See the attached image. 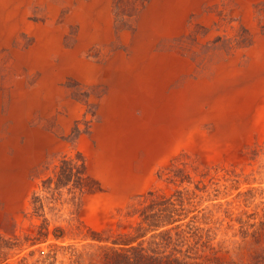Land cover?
<instances>
[{"label":"rangeland","instance_id":"1","mask_svg":"<svg viewBox=\"0 0 264 264\" xmlns=\"http://www.w3.org/2000/svg\"><path fill=\"white\" fill-rule=\"evenodd\" d=\"M107 3L109 34L81 36L103 27L102 0H0V233L34 236L31 195L62 155L81 152L96 182L63 190L47 240L13 258L52 244L67 263L62 247L110 243L149 190H187L217 239L240 241L229 215L264 210V0ZM39 40L46 77L25 55Z\"/></svg>","mask_w":264,"mask_h":264},{"label":"trees","instance_id":"2","mask_svg":"<svg viewBox=\"0 0 264 264\" xmlns=\"http://www.w3.org/2000/svg\"><path fill=\"white\" fill-rule=\"evenodd\" d=\"M136 1L141 6L142 0ZM78 134L76 129L74 138ZM95 186L81 152L62 155L52 174L41 180L45 194L34 191L31 195L30 215L41 219L34 225V236L0 233V264H264V210L258 222L253 221L255 212L245 215V219H233L229 215L231 222L239 224L240 241L217 239V226L209 224L212 223L211 214H200L193 204V196L183 189L170 195L149 190L140 201V207L132 213L138 215V220L131 232L110 243L91 238L96 242L84 244L81 248L62 247L67 263L57 260V248L61 247H52V244L46 252L37 248L29 250L27 255L13 258L26 248L47 240L46 208L52 209L48 205L59 201L63 190L75 197L94 191ZM247 242L252 245V250L243 260L237 255L242 254L241 248ZM36 252L38 254L33 258Z\"/></svg>","mask_w":264,"mask_h":264},{"label":"crops","instance_id":"3","mask_svg":"<svg viewBox=\"0 0 264 264\" xmlns=\"http://www.w3.org/2000/svg\"><path fill=\"white\" fill-rule=\"evenodd\" d=\"M94 1H98L99 2V0H94ZM102 2L105 3V5L102 8L104 9L105 14L107 16V20L105 19L104 22H103V27L101 26V24H96L95 26L94 25H92V26L86 25V27L83 28V29L81 27V30H82L81 36L82 35L83 36H85V35L87 36L88 34H93L95 36H99V35L105 34V33L109 34V32L111 31L112 23H111V17H110V14H109L110 5L107 3L108 0H102ZM3 13H4V11H3ZM20 17L22 18V20H25V14L20 15ZM140 23L143 24V13L140 15ZM16 25H17V23H16ZM3 27H4V22L2 21V23L0 22V34L2 32ZM13 27H15V26H13ZM82 49H83V47H82ZM48 51H50V48L48 47V45L46 43H44L43 41L39 40L38 44H36L33 47V49L31 48L30 50H28L27 54L28 53L29 54L28 55L25 54L27 57L33 58V61L31 62L33 68L39 66L40 68L43 69V76L44 77H46L45 70L47 68L51 67V65L49 63L50 60L48 58V56H49ZM38 53H41L42 56L45 58V59H43L42 62H36V60H35L37 55H38ZM29 61H30V59H29ZM61 64H62V62H61ZM64 67H66V66H64ZM64 67H63V72H65ZM45 79L46 78H42L41 79V85H40V87L38 89H41V87L43 86V80H45Z\"/></svg>","mask_w":264,"mask_h":264}]
</instances>
